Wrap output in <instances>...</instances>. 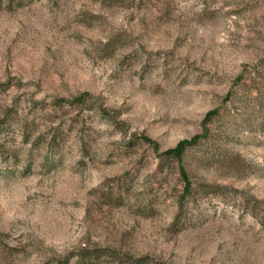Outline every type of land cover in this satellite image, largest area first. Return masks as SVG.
Instances as JSON below:
<instances>
[{
    "label": "rangeland",
    "instance_id": "rangeland-1",
    "mask_svg": "<svg viewBox=\"0 0 264 264\" xmlns=\"http://www.w3.org/2000/svg\"><path fill=\"white\" fill-rule=\"evenodd\" d=\"M0 264H264V0H0Z\"/></svg>",
    "mask_w": 264,
    "mask_h": 264
},
{
    "label": "trees",
    "instance_id": "trees-1",
    "mask_svg": "<svg viewBox=\"0 0 264 264\" xmlns=\"http://www.w3.org/2000/svg\"><path fill=\"white\" fill-rule=\"evenodd\" d=\"M182 154V150L181 149H178L176 152H175V155L176 156H180ZM184 176H186V175H184ZM190 190V189H189ZM188 190V191H189ZM191 191V190H190Z\"/></svg>",
    "mask_w": 264,
    "mask_h": 264
}]
</instances>
